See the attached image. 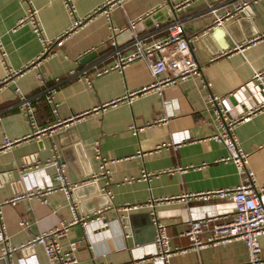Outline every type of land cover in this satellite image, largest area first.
Masks as SVG:
<instances>
[{
	"label": "crops",
	"instance_id": "obj_1",
	"mask_svg": "<svg viewBox=\"0 0 264 264\" xmlns=\"http://www.w3.org/2000/svg\"><path fill=\"white\" fill-rule=\"evenodd\" d=\"M103 1L74 0L77 17L93 15ZM241 1L123 0L113 7L110 19L101 13L94 15L73 30L61 47H55L54 53L42 60L41 68L31 69L4 86L0 90V146L5 135L22 138L34 131L20 110L17 86L36 103L37 128L50 126L58 118L68 123L40 138L24 140L11 150H0V203L25 191L21 176L24 168L39 165L53 175L57 152L59 160L66 163L67 178L78 184L73 189L78 214L92 216L104 210L112 225L93 233L92 247H79L77 264H153L150 259H134L138 253L133 251L135 245L129 246L126 234L123 239L127 246H116L120 240L113 229L121 223L122 215L126 219L133 217L144 244L153 236L152 209L145 206L118 211L125 204H146L152 197L171 199L157 204L156 210L165 216L173 247L190 244V239L181 235L189 227L183 221L182 209L186 206L198 210L212 207L231 214L232 204L226 200L192 199L186 203L176 198L186 192L234 187L241 182L236 165L220 160L227 150L214 136L222 132V121L208 104L210 94L236 93L237 98H245L248 95L240 92L242 86H248L254 100H264V0H249L243 11L220 25L215 22L218 15L234 10ZM28 2L37 7L44 35L49 39L65 33L73 22L64 0H0V37L12 68L25 67L43 51V43L31 24L18 25ZM177 4L180 6L175 7ZM141 16L145 17L142 35L149 43L164 39L173 20L182 21L185 36L191 39L190 58L198 63L200 74H190L162 88L151 87L154 78L149 65L145 60H136L122 71L114 69L95 76L96 70L115 63L118 49H131L133 32L129 25ZM157 22L159 27L155 26ZM112 25L124 28L116 33L117 45L110 40ZM256 38V44L249 43ZM40 71L45 82L39 80ZM259 73L261 84L256 79ZM176 74L169 67L161 77ZM3 76L0 59V80ZM52 88L56 89L58 115L53 112L54 104L46 99ZM128 93L133 94L127 97ZM115 99L120 101L111 104ZM132 125L142 128L138 135L133 134ZM181 131H188L190 139L174 148L170 143ZM234 132L242 149L249 153L248 166L255 172L258 184L264 185V108L237 124ZM97 143L110 160L109 184L103 176L91 179L99 172ZM143 170L153 173L150 180L141 178ZM88 178L91 180L85 182ZM0 210L7 233V240L0 242V264H48L43 246H28V242L73 220L68 196L61 189L42 198H24L16 205L4 204ZM21 221H27L28 226H21ZM206 236L204 233L202 238ZM84 238L85 228L75 223L69 227L64 242H81ZM108 238L113 239V250L106 249L104 242ZM260 242L264 258V235ZM8 247L17 249L5 253ZM247 258L246 245L238 240L176 254L170 264H238Z\"/></svg>",
	"mask_w": 264,
	"mask_h": 264
},
{
	"label": "built area",
	"instance_id": "obj_2",
	"mask_svg": "<svg viewBox=\"0 0 264 264\" xmlns=\"http://www.w3.org/2000/svg\"><path fill=\"white\" fill-rule=\"evenodd\" d=\"M70 16L73 18L70 28L54 39H49L44 35V29L38 17V9L32 3L28 2L25 15L19 20L18 25L23 26L26 23L31 24L34 32L43 43L42 53L32 60L23 68H12L7 63V51L0 37V59L4 67V76L0 80V90L9 82L16 78L23 76L28 71L34 68H41L42 60L48 55L54 53L55 47H61L65 40L71 36V33L76 28L84 25L94 15L101 13L110 19L113 7L117 4H122L123 0H105L101 3L94 14H90L85 18H79L76 15V5L74 0H64ZM249 4V0H243L238 3L234 10H229L223 15H218L215 20L216 24L220 25L225 19L231 17L234 13L241 12L245 6ZM180 4L175 5V7ZM145 17H139L130 22V29L133 32V41L131 49L123 52L118 49L116 51V61L112 66L104 67L96 70L95 76H101L114 69L122 71L128 64L136 60H145L150 67L154 81L151 87L162 88L164 86L178 83L180 79L187 78L190 74H200V67L196 60L190 58L191 47L188 37L185 36L183 22L175 19L168 25V35L159 41L149 43L142 35ZM160 23L155 24L159 27ZM112 34L110 40L113 45H117L116 33L122 31L124 28L111 26ZM257 38L250 40V44H256ZM166 51V53H163ZM171 67L177 73L176 75H169L161 77L167 69ZM39 80L45 82V75L40 71L38 73ZM257 81L261 84V74L256 75ZM91 81L90 77H87ZM248 86H242L240 92L247 93L248 98H237L236 93L227 96H217L210 94L208 96V104L214 109L218 119L222 124V132L216 134L214 138L224 143L227 154L220 160L223 162L232 161L240 175L241 182L234 187L219 188L203 192H186L176 199L183 202H189L192 199L210 200L218 198L228 201L232 204L231 214L215 210L214 208H206L198 210L193 207L186 206L182 209L183 221L188 224V229L181 233L190 239V244L187 247H173L171 245V237L168 233V224L164 221V217L156 210L157 204L169 201L171 199L150 198L146 204H125L120 206L118 211H130L143 208L145 206L152 209V221L155 226V237L152 242L145 244H136L133 251H137L138 255L135 260L150 259L153 264H170V259L176 254H186L190 250H202L219 245L229 244L234 241H243L247 248L248 258L246 261L238 264H264L262 257V245L260 237L264 235V185L257 182L255 172L249 168V153L245 152L234 132V128L242 121L248 120L255 112L264 108V100L256 101L253 98V93L248 90ZM56 89L52 88L48 91L46 99L49 103L54 104L53 112L58 115L59 108L54 101V93ZM15 93L19 98L20 110L25 114L28 121L34 128L33 133L22 138H11L4 136L3 142L0 146L1 151H8L13 149L20 142L31 137L40 138L42 134H50L55 128L68 123V120L58 118L55 123L43 128L36 127V103L33 98H30L22 92L21 88L17 86ZM133 93H128L127 97ZM235 97V98H233ZM119 99H115L111 104H117ZM165 104H169V100H164ZM161 119L160 121H162ZM141 127L136 125L131 126L134 135H138ZM190 139L188 131H181L175 134L171 145L177 148L179 144ZM96 158L100 160L99 172L93 174L91 179L99 180L102 176L107 179V184L110 183L108 164L110 160L103 156L99 149L98 143L95 145ZM53 164L55 165V172L53 175L47 173L45 167L39 165L24 168L21 176L26 184V189L23 193H19L12 198L7 199L0 206L4 204L16 205L24 198H42L43 196L52 193L57 189L64 190L68 196L69 207L73 215V220L69 223L63 222L60 226L42 234L33 237L28 246H35L40 244L44 248L45 255L48 259V264H77V252L81 247L80 242H70L65 244L64 239L67 236L69 227L75 223H81L85 228V238L87 247H92L94 242V234L92 228L99 229L107 224L104 210L96 212L90 216H80L78 214V200L76 199L73 189L78 186L77 183L69 181L66 175V163L59 160V154L55 152L53 157ZM181 169V168H177ZM153 176L152 172L143 170L141 178L150 180ZM90 178L85 182H89ZM129 181L132 178L128 179ZM107 193L110 192L106 189ZM1 214V210H0ZM172 214V213H169ZM175 214V213H174ZM125 215L120 216V221L125 222ZM21 226H28L27 221H21ZM206 233V238L202 235ZM7 240V233L4 223L0 216V242ZM91 241V242H90ZM17 248L8 247L5 253L14 251Z\"/></svg>",
	"mask_w": 264,
	"mask_h": 264
},
{
	"label": "water",
	"instance_id": "obj_3",
	"mask_svg": "<svg viewBox=\"0 0 264 264\" xmlns=\"http://www.w3.org/2000/svg\"><path fill=\"white\" fill-rule=\"evenodd\" d=\"M107 222V220H105ZM112 227V225H110L108 222L105 226L94 230L92 233L97 234L98 232L101 231H105L106 229H110ZM114 234H118L119 236V240H120V245L119 243H116L117 248H119L120 246L122 247H126L127 243L126 241L123 239L124 235H128L129 236V246L133 247L136 244H144L143 240L140 238V232L135 228V225L133 223V217L130 215L125 222H121V223H117L114 225ZM155 237V226L153 225V236L146 240V241H153ZM131 238V239H130ZM116 240V238H114ZM114 240V241H115ZM86 238L82 239L80 244L81 247H86L85 243H86ZM106 245V249H114L113 246V239L112 238H108V240H106L105 242ZM109 245V246H108Z\"/></svg>",
	"mask_w": 264,
	"mask_h": 264
}]
</instances>
